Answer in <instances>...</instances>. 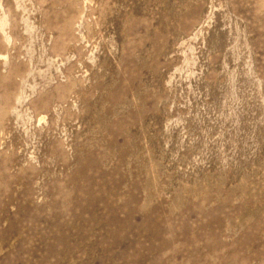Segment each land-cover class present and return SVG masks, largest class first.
<instances>
[{"label":"rangeland","instance_id":"1","mask_svg":"<svg viewBox=\"0 0 264 264\" xmlns=\"http://www.w3.org/2000/svg\"><path fill=\"white\" fill-rule=\"evenodd\" d=\"M1 8L0 264H264V0Z\"/></svg>","mask_w":264,"mask_h":264},{"label":"bare ground","instance_id":"2","mask_svg":"<svg viewBox=\"0 0 264 264\" xmlns=\"http://www.w3.org/2000/svg\"><path fill=\"white\" fill-rule=\"evenodd\" d=\"M66 2H70L71 0H65ZM57 5H60L61 3H58L56 1ZM8 26H9V21H8V16L5 12L4 9H0V34L3 36V41L6 43H10V34L7 32L8 31ZM70 24L68 21H64L61 25V29L64 30L65 33L69 32ZM50 30H54L53 27L49 26ZM52 53V52H51ZM1 60H4V63L6 62V56H0ZM56 92V91H55ZM43 116L40 118V120H43Z\"/></svg>","mask_w":264,"mask_h":264}]
</instances>
